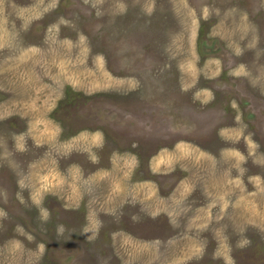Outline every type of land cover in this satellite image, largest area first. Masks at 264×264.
I'll use <instances>...</instances> for the list:
<instances>
[{"label":"rangeland","instance_id":"374dc122","mask_svg":"<svg viewBox=\"0 0 264 264\" xmlns=\"http://www.w3.org/2000/svg\"><path fill=\"white\" fill-rule=\"evenodd\" d=\"M0 264H264V0H0Z\"/></svg>","mask_w":264,"mask_h":264}]
</instances>
